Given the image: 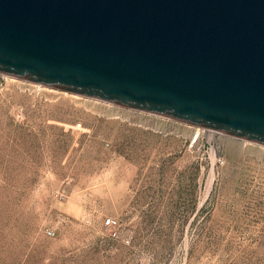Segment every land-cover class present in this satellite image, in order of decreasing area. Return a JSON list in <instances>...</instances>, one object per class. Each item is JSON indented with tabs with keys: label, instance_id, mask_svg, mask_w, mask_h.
Returning a JSON list of instances; mask_svg holds the SVG:
<instances>
[{
	"label": "rangeland",
	"instance_id": "1",
	"mask_svg": "<svg viewBox=\"0 0 264 264\" xmlns=\"http://www.w3.org/2000/svg\"><path fill=\"white\" fill-rule=\"evenodd\" d=\"M193 132L0 75V264H264V146Z\"/></svg>",
	"mask_w": 264,
	"mask_h": 264
},
{
	"label": "water",
	"instance_id": "2",
	"mask_svg": "<svg viewBox=\"0 0 264 264\" xmlns=\"http://www.w3.org/2000/svg\"><path fill=\"white\" fill-rule=\"evenodd\" d=\"M0 75L264 146V0H0Z\"/></svg>",
	"mask_w": 264,
	"mask_h": 264
},
{
	"label": "built area",
	"instance_id": "3",
	"mask_svg": "<svg viewBox=\"0 0 264 264\" xmlns=\"http://www.w3.org/2000/svg\"><path fill=\"white\" fill-rule=\"evenodd\" d=\"M81 126V124H76V128H79ZM208 132H212V131H208L205 130L203 128H197L194 127V132L192 133V135L189 138V144L190 145H196L202 142V140L204 138H206V133ZM217 164L222 165L223 164V160L221 158H218L216 161ZM104 225L110 229H114L117 226V221L113 218H106Z\"/></svg>",
	"mask_w": 264,
	"mask_h": 264
},
{
	"label": "bare ground",
	"instance_id": "4",
	"mask_svg": "<svg viewBox=\"0 0 264 264\" xmlns=\"http://www.w3.org/2000/svg\"><path fill=\"white\" fill-rule=\"evenodd\" d=\"M39 86V85H38ZM42 87V86H41ZM44 88H47V87H44ZM50 89V88H48ZM52 90H55V89H52ZM66 93V92H65ZM74 96H77V95H74ZM80 97V96H79ZM209 135H211V132H208Z\"/></svg>",
	"mask_w": 264,
	"mask_h": 264
}]
</instances>
